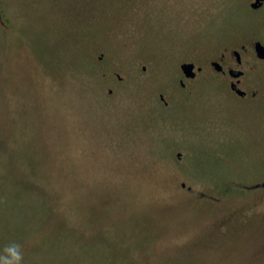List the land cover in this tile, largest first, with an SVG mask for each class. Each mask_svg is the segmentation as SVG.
Masks as SVG:
<instances>
[{
  "label": "rangeland",
  "instance_id": "rangeland-1",
  "mask_svg": "<svg viewBox=\"0 0 264 264\" xmlns=\"http://www.w3.org/2000/svg\"><path fill=\"white\" fill-rule=\"evenodd\" d=\"M230 3L0 0V253L264 264V112L177 79ZM244 84L264 98V69Z\"/></svg>",
  "mask_w": 264,
  "mask_h": 264
},
{
  "label": "flooded vegetation",
  "instance_id": "flooded-vegetation-1",
  "mask_svg": "<svg viewBox=\"0 0 264 264\" xmlns=\"http://www.w3.org/2000/svg\"><path fill=\"white\" fill-rule=\"evenodd\" d=\"M230 1L229 8L223 4V8L229 10L230 21L216 22L214 25L211 23L210 26L199 21V26L196 27V41L197 47H201L203 52L198 59L190 57L189 60L181 62L177 84L183 90L186 83L187 86L193 87L202 80H208L217 88L216 95L230 93L240 100H250L259 111L264 112V98L260 100V91L250 90L244 84L248 71L259 67L264 69V0ZM254 4L257 8L252 7ZM232 35H236V39ZM183 65L191 66L187 74L182 69ZM236 72L242 75L233 77ZM117 79L119 83L122 82L120 76H117ZM103 80L105 85L116 81L108 76H104ZM262 82L263 80L259 84ZM237 91H240L242 96L238 95ZM108 93L111 95L113 90ZM159 97L165 107L170 106L164 94Z\"/></svg>",
  "mask_w": 264,
  "mask_h": 264
},
{
  "label": "clouds",
  "instance_id": "clouds-1",
  "mask_svg": "<svg viewBox=\"0 0 264 264\" xmlns=\"http://www.w3.org/2000/svg\"><path fill=\"white\" fill-rule=\"evenodd\" d=\"M23 259L22 246L15 242L5 245L0 253V264H23Z\"/></svg>",
  "mask_w": 264,
  "mask_h": 264
},
{
  "label": "water",
  "instance_id": "water-1",
  "mask_svg": "<svg viewBox=\"0 0 264 264\" xmlns=\"http://www.w3.org/2000/svg\"><path fill=\"white\" fill-rule=\"evenodd\" d=\"M258 2L261 1V0H257ZM253 8H257V5H253L252 6ZM182 69L184 70V72L187 74L190 70H191V66L190 65H183L182 66ZM143 70H146L145 68H143ZM242 75V73H239V72H236V73H233V77L235 78H238ZM238 92V95L242 96V93L240 91H237ZM181 157V154L178 155V158ZM183 187H185V185H183Z\"/></svg>",
  "mask_w": 264,
  "mask_h": 264
}]
</instances>
